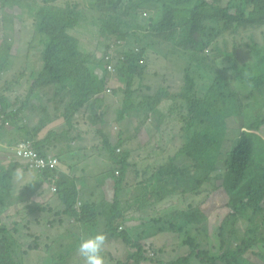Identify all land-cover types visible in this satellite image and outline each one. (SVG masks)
<instances>
[{
	"label": "trees",
	"instance_id": "trees-1",
	"mask_svg": "<svg viewBox=\"0 0 264 264\" xmlns=\"http://www.w3.org/2000/svg\"><path fill=\"white\" fill-rule=\"evenodd\" d=\"M103 3L113 5L114 10L103 8ZM0 8L2 20L9 22L17 34H21L16 27L17 19L24 22L33 19L35 30V40L23 58L18 56L19 51L15 52L12 41L0 38V79L10 73L16 60H21L25 66L14 79L15 87L23 78L28 83L26 95L16 101L10 82L0 86V130L11 127L3 135L14 136L8 142L1 138L3 146L10 147L11 143L18 147L27 142L46 156L56 137L60 143L65 141L62 137L76 130L74 119L89 112L90 124L103 139L101 149L112 162L111 169L114 165L119 167L118 173L111 169L108 172L109 180L115 181L114 197L101 205L89 203L77 209L76 186L61 181L58 192L66 206L65 215L94 227L95 233L102 226L107 237L105 244L121 240L122 254L127 253L128 257L125 262L118 258L115 264H141L142 261L258 264L256 259L264 254V46L256 38L242 44L236 36L242 26L264 24V0H0ZM210 16L217 25L204 24ZM87 23L93 25L98 36L92 51L82 47L85 33L81 28L87 27ZM126 35H143L154 48L164 52L167 49L168 58L190 61L182 88L173 91L167 85V76L151 80L146 48L125 50L122 47L116 55L118 41ZM35 49L41 51L39 66L29 65ZM217 58L229 60L231 78L217 66ZM111 63L115 64V73L107 70ZM193 64L207 68L215 81L207 86L198 85ZM238 82L253 89L246 94L236 87ZM109 87L112 93L108 92ZM2 91H9L7 97L1 96ZM110 95L121 96L115 112V128L107 121L114 104ZM36 96H39L36 100L39 105L35 109L31 106L32 111L43 112L48 120L64 119L63 127L49 132L52 125L46 126L47 120L37 117L35 121L41 122L40 127L29 130L23 114L29 110L31 98ZM43 97L45 102L41 101ZM164 100H170V106L160 109ZM17 106L21 107L15 110ZM145 108L153 111L150 122L143 116ZM147 127L155 131L154 136ZM42 128L46 139L40 144L36 140ZM130 133H135L134 138L142 144L143 139H154L157 143L156 137L159 138V147L155 150L159 156H155L154 164L140 155L133 157L147 148L140 149L133 139L127 141ZM123 145L125 150L119 147ZM117 149L122 154L118 155ZM131 160L137 162L130 163ZM17 161L16 164L0 163V211L6 210L0 215V264H19L12 253L11 231L16 227L4 226L21 211L12 194L15 183L23 182L21 174L25 168L31 169ZM130 167L133 169L129 170ZM154 170L157 174L149 177ZM58 174L60 171L40 176L52 183ZM128 176L141 184L136 196L133 195L139 211L137 216L144 223L140 233L131 232L132 228L125 230L129 211L119 202L126 188L136 187ZM197 196H202V200L193 199L192 207L186 209V201ZM176 197L182 198L183 209L175 210L174 222L169 218L155 221L163 227L161 238L165 243L161 244L165 245L158 247L160 257L164 258H151L144 245L150 234L145 226L151 222L144 220L145 205L164 212ZM29 208L32 212L35 205ZM219 213L222 216L220 250L214 255L209 246L211 221ZM130 219L139 223L136 215ZM38 223L41 225V220ZM38 230L44 232V229ZM169 234H174L172 242L167 238ZM166 257L177 258L168 262Z\"/></svg>",
	"mask_w": 264,
	"mask_h": 264
},
{
	"label": "rangeland",
	"instance_id": "rangeland-1",
	"mask_svg": "<svg viewBox=\"0 0 264 264\" xmlns=\"http://www.w3.org/2000/svg\"><path fill=\"white\" fill-rule=\"evenodd\" d=\"M102 7L108 10L109 9L114 10L113 5H107L103 3ZM2 17H3V14L0 8V38L1 40H3V38H7L10 41H12L15 52L19 51L18 56L23 58L29 48V44L30 43L32 44V42L35 40L34 39L35 30L32 24L33 19H29L28 22H24L23 20L20 21L19 19H17L18 24L16 25V27L17 29L19 28L21 31V34H17L18 31L16 33L12 29V26L9 24V22L5 23L2 20ZM204 24L207 27H210L213 25H217V22L213 16H210L208 18L207 17L205 18ZM81 30L85 33V35L81 33L83 37L82 38L83 49L87 51H92L95 48V44L97 42L96 38L98 37L96 36L93 25L87 23V27H84L83 25ZM208 31L213 32V30L211 29H208ZM236 38L242 44L252 42L256 38L259 41V43L264 46V24L258 23V24H255L253 27L252 26L250 27L242 26L238 28ZM228 44L229 43H225L223 45H226L227 47H229ZM122 47L125 50H130L131 48H135V47L146 48V50H148L149 57H148L147 62L150 63V75L152 76L151 80H157V78H162V77L167 76L168 77L167 85L173 91H178L180 88H182V85H184L183 79H184L185 72H187L185 71V69L191 66L190 61H187L184 58L183 59H176L174 57L168 58V55H166L167 49L164 52L161 49L154 48L153 45H150V43L145 40L143 35H139V36L126 35L125 39H122L118 42V45L116 46V49H115L116 55L117 54L119 55V52H117V50L121 49ZM18 56H17V59H18ZM216 61H217V66H219V68L223 70L226 74H228V76L231 78L233 75V71H232L229 60L227 58H223V59L217 58ZM16 62L13 64V67L10 73L2 76L0 79V86L5 85L7 82H10L13 85V89L15 90V94L13 97L14 101H16L17 98L22 97L24 94L26 95L25 90L28 86L27 79L23 78L21 79L22 80L21 84L15 87L16 83L14 82V79L16 78V75L22 69V67L25 66L24 61L23 63H21V60H19L17 63ZM40 62H41V51L38 49H35L34 52H32L30 56L29 65L37 63L39 66ZM114 71H115V68L112 72ZM192 71H193V75L197 79L198 85L207 86V85L212 84L215 81V76L212 73H210V71H208L207 68L201 65L193 64ZM156 85H159V84H154V86ZM236 87L239 90L244 91L246 94L250 93L251 90L253 89L252 86L247 85L244 82H238L236 84ZM202 90L203 92H205L206 88L203 87ZM6 93L9 94V91H4V92L2 91L1 96L7 97ZM110 96H111V99L112 97L114 98V104L112 108L109 109V112L107 114L108 123H111L112 121L116 120L117 113L115 112L117 111L116 109L118 107V104H117V101L115 100H119L121 98V96L120 97L118 96L115 97L114 95H110ZM38 97L39 96L31 98L30 104H29L30 106L29 110H27L23 114L24 123L29 128H33V129H36L40 127L41 125V122L37 123L35 121L37 117H40L41 120L45 118L43 112L32 111L39 105V102L36 101V100H39ZM44 99L45 98L43 97L41 101L45 102ZM111 104L112 103H110V107H111ZM31 106H34V109ZM167 106H170V105H167ZM20 107L21 106H17L15 110H18ZM162 107L163 108L166 107V104H164V102H162V104L159 106L160 109ZM145 110L146 111L143 113V116L145 115L144 116L145 121L150 122L149 117H153V111L150 110L149 108H145ZM89 115H90L89 112L82 113L80 118L78 119L80 122V125H78L77 129L75 128L76 129L75 132L71 133L70 136L68 133L67 136H63L62 138L64 140H68L69 142H71L72 140L73 141L76 140L77 142H79V140H83L84 135L87 136L88 141L79 142V144H82L84 148H89L92 151H95V153L98 155L97 158H89L87 160L88 165L83 164L86 170H89L91 174L85 177L83 167L76 164V161L72 160V158H67V160L65 158L61 166L65 165L66 169H64L63 172H61V168H60V174L58 178H60L61 176L64 177L66 179V182L73 183L76 186V188L78 187L77 182H80L83 186V189L86 191V195L88 196V198H91L92 200H97L98 198L100 200V198L103 197L104 192L105 193L108 192L109 195L107 197V200L110 201L114 197L113 192H114L115 181L112 180L111 182H109V180H104L100 178V176L110 172L111 170L118 173L119 167L114 165L113 168L111 169L110 165L112 162L108 158V154H106V152L100 147V144L103 142V139L97 134V132L95 133L92 127L93 125L90 124L91 120L89 118ZM46 120H47V122L45 123L46 126L49 124L52 125L50 128L51 130L52 129L59 130L58 128L63 127L65 123L64 119L57 120L56 117L55 119H52V120H48V119ZM124 123L126 125H129V123L126 120ZM115 126H116V123L112 127L115 128ZM8 129L10 130L12 128L8 127ZM8 129H4V131L0 130V133H2V136H0V163L2 162L4 164L6 163L10 164L14 162V164H16L19 162L16 160L13 154L16 146L11 143H9L10 147L3 146V142H1V138L3 139V141L6 140L7 142L14 139V136L12 133H11L12 136L3 135L4 134L3 132H5ZM147 129H149V133L151 132V135L153 136L155 135V131L153 129L148 128V127ZM118 132L119 130L116 132V135L118 134ZM15 134H17V132ZM44 135L45 134H43V136ZM135 135H136L135 133H130L127 136V141L129 139L130 140L133 139V143L136 144L140 149L143 146V147H146L147 150L143 152L134 153L133 157L137 158L140 155V157L148 159L150 161L149 163L154 164L155 156L157 157L159 156V154L155 153V150L159 147V144H158L159 138L156 137L158 140L157 143L155 142L154 139L153 141L151 140L146 141L145 139H143V143L145 144L144 146V144L138 142L134 138ZM119 147L124 149L125 146L123 145V147L122 146H119ZM48 151H49V154H52V152L54 153L57 152L54 149H51L52 152H50V150ZM62 151L63 152L61 155V159L65 157V152H69L66 149H63ZM117 154L120 155L122 153H118L117 151ZM71 160H72V163L71 164L69 163L70 164L69 165L68 161H71ZM21 162L26 165V161L23 160ZM133 162H137V160L130 161V163H133ZM23 164H20V165H22L24 168L25 165ZM131 169L133 168L130 167L129 170ZM26 173H29L30 179L28 180H26L23 177L25 176ZM154 174H157L156 170L151 171L149 173L150 175L149 177H151ZM21 176L24 178V180L22 183H15L14 191L12 194L13 198L17 202V206L21 207V211L16 213L14 217L12 216V219L10 221H7V224L4 225L6 227H11V229L13 228V224L16 227L14 228V230L11 231L12 238H14V241H13L14 246L12 249L14 260L19 264H54L52 261L54 259L55 264H60V262L63 259L64 263L62 264H84L83 258L79 255L77 251L78 244L82 239H85L95 234L94 227L85 226V224H82L76 220L74 221L71 217L64 214L66 206L65 204L61 202L59 193H57L56 190L54 189L55 184L53 181L51 183L45 178H42L38 174L37 171H34L32 169L28 170L26 168H25V173H22ZM35 178L36 179L40 178L43 181L44 195H42V198H41V194L39 196L35 194L32 195L34 184L36 183L34 181ZM128 180L133 186H136L135 188L137 190L135 188H132V189L126 188L125 192L124 191L122 192V195L121 193H119L121 195V198L119 201L121 206L125 209L126 212L129 211L126 214L125 230L126 228H132L130 230L131 232L140 233L139 229L144 226L143 221H140V225L134 224V223L133 225H131L129 223L131 222L130 217L135 216V215L137 217L138 215L137 212H139V211H136L137 207L135 204L136 200L134 199V197L136 196L138 189L141 187V184L138 185V181H135V179L130 180V176H128ZM106 184H110V186L106 187ZM77 191H78V188H77ZM134 194L135 196H133ZM31 199L33 201H31ZM193 199L202 200V196L194 197L190 199L189 201L185 200L186 209H190L192 207ZM171 201H172L171 202L172 206L168 207V209L164 210V212H160L159 208H155L151 206L150 204L145 205V212H146L147 217L144 218V220H148L151 222L145 226V228L150 232V234H148L147 237L145 238L144 245H146L147 247L146 252H148L149 257L152 256L151 258H154V259L159 260V259L164 258V257H160L162 253L160 252L158 245H162L161 243H165V241H163L161 238L163 227H161L159 223H155V221L161 218H169L171 219V221L174 222L175 210L183 209L182 207L183 200L181 197L173 198ZM83 202H84V205L88 204L87 200L85 201L83 199ZM39 203H41V205ZM30 205H35V209H33L32 212L29 208ZM40 208L41 210L43 209L44 212L39 210ZM5 211L3 212L0 211V215L4 213ZM39 220H41L42 222L41 225L38 223ZM221 221H222V216L220 213L215 215L211 221V245L209 246L211 247V250H212L211 252L214 255L217 254V252H219L220 250L219 249L220 248L219 234H220ZM40 228L44 229L43 233L39 232L38 229ZM103 231H104V228L101 226L98 232H103ZM150 235H152L153 237ZM173 237H174V234H169L167 238L171 240L172 242ZM168 239L166 241H169ZM115 241L116 240H113L110 243L105 244L104 248L102 249V255L104 256L105 264H115L118 258H120L119 261L121 262H125L127 260L128 254L127 253L122 254V249L124 248V244L115 245L113 244ZM169 245L167 246L166 251L168 250ZM172 245L170 249L176 247L177 243L174 246ZM176 258L177 257H166V261L171 262V261H174ZM260 259H256L258 264H264V254L260 257ZM141 264H154V263L153 262L148 263L147 261H142Z\"/></svg>",
	"mask_w": 264,
	"mask_h": 264
},
{
	"label": "crops",
	"instance_id": "crops-1",
	"mask_svg": "<svg viewBox=\"0 0 264 264\" xmlns=\"http://www.w3.org/2000/svg\"><path fill=\"white\" fill-rule=\"evenodd\" d=\"M111 100L114 101V98H112ZM115 101H117V104H118V100H115ZM163 102H164V104H166V106L170 104V100H164ZM79 118L80 117H78L77 119H74V121H73V124H74V126H75L76 129L78 128V125H80V122L78 120ZM115 122L116 121H112L110 124L113 126L115 124ZM50 128L48 129L49 132L51 131ZM31 129H33V128H29V130H31ZM31 131H35V129H33ZM40 131L41 132L38 134V138H37L36 141L37 142H40V144H42L44 142V140L46 139V136L45 135L43 136V134H44L43 128ZM58 139L59 138L56 137V142L52 143L48 147V150H50V152H52L51 149H54L55 151H57L56 153L52 152V154H50V155L59 158L61 160V164H62L63 160H65V158H66V160H67V158H72V160H75L76 161V164H78L79 166L83 167V169H84V176L85 177H87L88 175H90L91 174L90 171L89 170H86V168H85V166H83V164L88 165L87 164V160L89 158H97L98 155L95 153V151H92L89 148H84L82 146V144H79V142L88 141L87 136L84 135L83 140H79V142H77L76 140L71 141V142H69L68 140H65L62 143H60V142H58ZM101 144H100V147H101ZM63 149H66L69 152H65V157L61 159V155H62V152H63L62 150ZM48 154H49V152H48ZM72 160L71 161H68V164L69 163L71 164L72 163ZM63 166H65V165H63ZM110 176L111 175H109V173H106V174L101 175L100 178H102L104 180H109V177ZM23 177L26 180L30 179L29 178V173H26L25 176H23ZM34 181L36 183L34 184L33 191H35L36 195L39 196L40 193L43 192V181L40 178L39 179H36L35 178ZM61 181H63L64 183H66V179L64 177H62L59 182H61ZM109 182H111V180H109ZM77 185H78V187H77L78 188V199H77L78 201H77V206H76L77 209H79L78 204L84 205L83 199L85 201L87 200L88 201V204L89 203H93V204L101 205L107 199V197L109 195L108 192H106V193L104 192V195H103L102 198H100V200H99V198L97 200H92L91 198H88V196L86 195V191L83 189L82 184L80 182H77ZM106 187H108V184H106ZM93 198H95V197H93ZM65 217H67V216H65ZM136 218H137V220L140 223V218L138 216ZM133 223L134 224H139V223L134 222V221H131L129 224L133 225ZM113 244L120 245V244H123V243H122L121 240L118 239Z\"/></svg>",
	"mask_w": 264,
	"mask_h": 264
},
{
	"label": "clouds",
	"instance_id": "clouds-1",
	"mask_svg": "<svg viewBox=\"0 0 264 264\" xmlns=\"http://www.w3.org/2000/svg\"><path fill=\"white\" fill-rule=\"evenodd\" d=\"M209 51L210 50H207V52H209ZM111 64L115 68V64L114 63H111ZM109 65L107 66V70H109L108 69ZM112 73H115V71L112 72ZM108 92L112 93V88L111 87H109ZM15 149H16V147H15ZM117 151H118V149H117ZM120 153H122V152H120ZM13 154H14V152H13ZM44 155L51 156L50 154H44ZM14 157L16 158V160H18L17 156L15 154H14ZM53 157H55V156H53ZM60 168H61V172H63V170H62L63 169V165L61 166V160H60V166H59V168L56 171H60ZM32 170H34V169H32ZM34 171H36V170H34ZM53 172H55V171H53ZM53 172H47V173H43V174L51 175V173H53ZM38 174L42 175V173L40 174V172H38ZM58 176H59V174H58ZM58 176L56 175L55 176V180L53 179V182L55 184V188L54 189L56 190L57 193H59L58 192V188H59L58 186H59V183H60L59 181L62 178V176L60 178H58ZM82 206L83 205L78 204L79 209ZM106 239H107L106 234H104L103 232H96L94 235H91V236H89V237H87L85 239H82L79 242L77 251H78L79 255L83 258L84 264H105V259H104V256L102 255V249L104 248Z\"/></svg>",
	"mask_w": 264,
	"mask_h": 264
},
{
	"label": "built area",
	"instance_id": "built-area-1",
	"mask_svg": "<svg viewBox=\"0 0 264 264\" xmlns=\"http://www.w3.org/2000/svg\"><path fill=\"white\" fill-rule=\"evenodd\" d=\"M110 71L114 70L112 64L109 65ZM17 159L20 161H26L31 169H34L40 173H47L56 171L60 166V160L53 156H42L37 150L33 149L30 143H22L15 149ZM120 153L121 150L118 149Z\"/></svg>",
	"mask_w": 264,
	"mask_h": 264
}]
</instances>
